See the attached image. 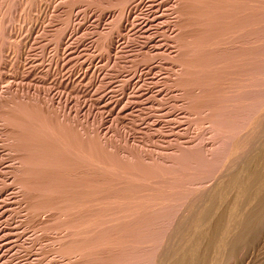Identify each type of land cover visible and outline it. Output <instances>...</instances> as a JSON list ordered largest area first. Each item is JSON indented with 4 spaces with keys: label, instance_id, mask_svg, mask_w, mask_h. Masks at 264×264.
Masks as SVG:
<instances>
[{
    "label": "rangeland",
    "instance_id": "obj_1",
    "mask_svg": "<svg viewBox=\"0 0 264 264\" xmlns=\"http://www.w3.org/2000/svg\"><path fill=\"white\" fill-rule=\"evenodd\" d=\"M0 29V264L170 256L200 196L264 148V0H0ZM263 230L229 263L264 264Z\"/></svg>",
    "mask_w": 264,
    "mask_h": 264
},
{
    "label": "bare ground",
    "instance_id": "obj_2",
    "mask_svg": "<svg viewBox=\"0 0 264 264\" xmlns=\"http://www.w3.org/2000/svg\"><path fill=\"white\" fill-rule=\"evenodd\" d=\"M234 1V0H233ZM245 1V0H244ZM242 3V2H241ZM244 3H246V2H244ZM243 3V4H244ZM259 2L257 1V4H258ZM234 4V3H233ZM237 4V3H236ZM240 4V3H239ZM244 5H246V4H244ZM239 6V5H238ZM258 6H259V4H258ZM257 6V7H258ZM256 7V6H255ZM239 8V7H238ZM241 8V7H240ZM239 8V9H240ZM246 8H248V7H246ZM243 9V8H242ZM35 10V9H34ZM236 10V9H235ZM249 10V9H248ZM247 10V11H248ZM254 10H257L256 8H254ZM260 10H262V9H260ZM260 10H258V12H260ZM31 11V10H30ZM238 11V10H237ZM241 11V10H240ZM239 11V12H240ZM243 11V10H242ZM245 11H246V9H245ZM249 12V11H248ZM248 12H247V14H248ZM232 13V12H231ZM230 14V13H229ZM237 14V13H236ZM255 14H257V13H255ZM254 14V15H255ZM231 15V14H230ZM233 15V14H232ZM243 16V15H242ZM246 16V15H245ZM251 16V15H250ZM253 16V15H252ZM261 17V16H260ZM231 18V17H230ZM246 18H248V16L246 17ZM256 18H257V16H256ZM253 19H254V17H253ZM257 19H259V18H257ZM242 20H244V19H242L241 18V21ZM260 20V19H259ZM237 21V20H236ZM261 21V20H260ZM259 21V22H260ZM233 23H234V19H233ZM178 24V23H177ZM230 24H231V22H230ZM237 24V23H236ZM245 24H246V22H245ZM242 25V24H241ZM240 25V26H241ZM259 25H260V23H259ZM259 25H258V27H259ZM239 26V27H240ZM255 26H257V25H255ZM254 26V27H255ZM229 27V26H228ZM247 27V26H246ZM230 28V27H229ZM256 28V27H255ZM217 29V28H216ZM233 29V28H232ZM242 29H243V27H242ZM1 30V29H0ZM231 30V29H230ZM235 30V29H234ZM244 30V29H243ZM233 31V30H232ZM239 31V30H238ZM219 32V31H218ZM235 32V31H234ZM221 33H222V31H221ZM239 33V32H238ZM242 33V32H241ZM216 34V33H215ZM223 34V33H222ZM221 34V35H222ZM3 35V34H2ZM232 35V34H231ZM184 36V35H183ZM182 36V37H183ZM227 36V35H226ZM230 36V35H229ZM238 36V35H237ZM254 36V35H253ZM218 37V36H217ZM252 37V36H251ZM231 38V37H230ZM229 38V39H230ZM240 38V37H239ZM1 39V38H0ZM234 39V38H233ZM247 39V38H246ZM258 39V38H257ZM257 39H256V41H257ZM219 40V39H218ZM232 40V39H231ZM187 41V40H186ZM199 41H200V39H199ZM226 41H229V40H226ZM246 41V40H245ZM252 41V40H251ZM202 42V41H201ZM200 42V43H201ZM258 42H259V40H258ZM188 43V42H187ZM223 43V42H222ZM239 44H241V43H239ZM259 44V43H258ZM258 44H257V46H258ZM230 45V44H229ZM261 45V44H260ZM110 46H112V45H110ZM187 46V45H186ZM256 46V45H255ZM187 47H189V46H187ZM252 47H254V46H252ZM239 48V47H238ZM206 49V48H205ZM207 50V49H206ZM205 51V50H204ZM233 51H234V49H233ZM241 51V50H240ZM236 52V51H235ZM238 52V51H237ZM189 53V52H188ZM207 53V52H206ZM226 54H228V53H226ZM179 56H180V54H178ZM231 55V54H230ZM235 55V54H234ZM239 55V54H238ZM190 56V55H189ZM243 58V57H242ZM176 59V58H175ZM186 59V58H185ZM190 59V58H189ZM191 60H193V59H191ZM190 60V61H191ZM238 61H239V59H238ZM241 62H242V60H241ZM188 63H189V61H188ZM191 64V63H190ZM194 64V63H193ZM241 64V63H240ZM181 66V65H180ZM183 66V65H182ZM247 66V65H246ZM181 68V67H180ZM245 69V68H244ZM247 69V68H246ZM188 70V69H187ZM255 70H256V68H255ZM185 71V70H184ZM191 71H192V69H191ZM260 71V70H259ZM243 72V71H242ZM251 72V71H250ZM249 72V73H250ZM220 73H221V71H220ZM253 73V72H252ZM251 73V74H252ZM180 79V78H179ZM258 79V78H257ZM260 79V78H259ZM262 79V78H261ZM216 80V79H215ZM254 80V79H253ZM212 81H214V80H212ZM243 81H244V79H243ZM261 81V80H260ZM177 82V81H176ZM185 82V81H184ZM214 82H216V81H214ZM245 82V81H244ZM251 82V81H250ZM255 82V81H254ZM259 82V81H258ZM178 84V83H177ZM261 84V83H260ZM185 86V85H184ZM249 86V85H248ZM176 87V86H175ZM173 88V87H172ZM192 88V87H191ZM199 88V87H198ZM249 88V87H248ZM264 88V87H263ZM171 89V88H170ZM183 89V88H182ZM256 89V88H255ZM248 91H250V90H248ZM261 91V90H260ZM259 91V92H260ZM203 92V91H202ZM256 92V91H255ZM263 93V92H262ZM215 94V93H214ZM244 94H245V91H244ZM257 94H259V93H257ZM261 94V93H260ZM184 96V95H183ZM191 96H193V95H191ZM217 96V95H216ZM264 96V95H263ZM228 97V96H227ZM262 97V96H261ZM260 97V98H261ZM193 99H195V98H193ZM253 99V98H252ZM210 100V99H209ZM212 100V99H211ZM220 101V100H219ZM245 101V100H244ZM247 101H250V100H247ZM259 101V100H258ZM257 101V102H258ZM193 102V101H192ZM225 102V101H224ZM256 102V101H255ZM256 102V103H257ZM259 103V102H258ZM263 103H264V101H263ZM262 103V99H261V104H263ZM190 104V103H189ZM260 104V103H259ZM258 104V105H259ZM260 104V105H261ZM186 105V104H185ZM192 105V104H191ZM194 105V104H193ZM220 105V104H219ZM246 105V104H245ZM256 105V104H255ZM259 105V106H260ZM178 106V105H177ZM226 106V105H225ZM258 106V107H259ZM263 106V105H262ZM229 107V106H228ZM252 107H254L253 105H252ZM251 108V107H250ZM255 108H257V107H255ZM263 108V107H262ZM172 109V108H171ZM191 109V108H190ZM233 111V110H232ZM253 111V110H252ZM261 111V110H260ZM192 112H194V111H192ZM247 112V111H246ZM248 112H250V113H252L250 110L248 111ZM176 113V112H175ZM245 113V112H244ZM254 113H256L255 111H254ZM262 113V112H261ZM264 113V112H263ZM262 113V114H263ZM203 114V113H202ZM249 114V113H248ZM181 115V114H180ZM207 115V114H206ZM245 115V114H244ZM251 115H253V114H251ZM159 116V115H158ZM162 116V115H161ZM182 116V115H181ZM180 116V117H181ZM219 116V115H218ZM248 116V115H247ZM264 116V115H263ZM171 117V116H170ZM219 117H221V116H219ZM238 117V116H237ZM249 117V116H248ZM247 117V118H248ZM254 117V116H253ZM261 117V116H260ZM165 118V117H164ZM190 119V118H189ZM240 119V118H239ZM249 119V118H248ZM247 119V120H248ZM183 120V119H182ZM194 120V119H193ZM206 120V119H205ZM253 120V119H252ZM257 120V119H256ZM171 122V121H170ZM179 122V121H178ZM184 122V121H183ZM191 122V121H190ZM210 122V121H209ZM248 122V121H247ZM246 122V123H247ZM264 122V121H263ZM235 124V123H234ZM241 124V123H240ZM243 124H245V123H243ZM191 125V124H190ZM207 125V124H206ZM205 125V126H206ZM211 125V124H210ZM204 126V125H203ZM237 126V125H236ZM239 126V125H238ZM150 127V126H149ZM155 127V126H154ZM160 127V126H159ZM209 127V126H208ZM240 127V126H239ZM243 127H245L244 125L242 126V128ZM207 128V127H206ZM205 128V129H206ZM236 128V127H235ZM238 128V127H237ZM156 129V128H155ZM189 129V128H188ZM243 129H245V128H243ZM159 130V129H158ZM210 130V129H209ZM212 130V129H211ZM240 130V129H239ZM255 130V129H254ZM207 131H208V129H207ZM233 131L234 130H232V132H231V134L233 133ZM235 131H236V129H235ZM247 131H249V130H247ZM174 132V131H173ZM229 132V133H230ZM238 132H240V131H238ZM246 132V131H245ZM255 132V131H254ZM241 133V132H240ZM244 133V132H243ZM256 133V132H255ZM201 135V134H200ZM203 135V134H202ZM234 135H236V133H234ZM241 135H243V134H241ZM245 135V134H244ZM250 135V134H249ZM186 136V135H185ZM232 138H233V135H230ZM195 137V136H194ZM193 137V138H194ZM206 137V136H205ZM239 137V136H238ZM243 137V136H242ZM245 137H247V136H245ZM252 136H250V138H251ZM204 138V137H203ZM231 138V139H232ZM235 138V137H234ZM241 138V137H240ZM250 138H248L249 140H250ZM201 139V138H200ZM200 139H198V140H200ZM228 139V138H227ZM244 139V138H243ZM252 139V138H251ZM207 140V139H206ZM221 140V139H220ZM224 140V139H223ZM222 140V141H223ZM239 140V139H238ZM200 141H202V140H200ZM232 141V140H231ZM242 141V140H241ZM248 141V140H247ZM173 142V141H172ZM177 142V141H176ZM204 142V141H203ZM224 142V141H223ZM225 142H227V141H225ZM252 142V141H251ZM174 143V142H173ZM242 143V142H241ZM253 143V142H252ZM260 143H261V141H260ZM80 144V143H79ZM195 144V143H194ZM199 144V143H198ZM223 144V143H222ZM224 144H226L227 145V143H224ZM228 144H229V142H228ZM231 144V143H230ZM244 144H246V143H244ZM179 145V144H178ZM193 145V144H192ZM204 145V144H203ZM237 145V144H236ZM240 145H242V144H240ZM253 145V144H252ZM251 145V146H252ZM18 146V145H17ZM180 146V145H179ZM182 146V145H181ZM186 146V145H185ZM229 146V145H228ZM183 147V146H182ZM188 147H189V145H188ZM253 147V146H252ZM263 147V146H262ZM179 148V147H178ZM221 148H223V147H221ZM228 149V147H226L225 146V149ZM240 148V147H239ZM260 148V147H259ZM258 148V149H259ZM13 149H14V147H13ZM247 149V148H246ZM253 149H254V147H253ZM263 149V150H262ZM260 151H261V153L260 154H258V152H259V150L257 151V156H254L253 154L254 153H252V155L250 156V157H248L247 158V160H243L242 161V163L240 162V160H239V162L242 164L241 166H240V164L238 165L239 166V168L234 172L233 171V174H231L230 173V177H229V179H227V176L225 177L226 178V180L224 179V183H217V185H214V187H212V188H210V189H206L207 190V193H206V191H205V193L206 194H204V195H202V196H200V199H201V203L200 202H198L197 201V203H199V205H196V206H198V209H197V207H196V209H197V211H196V209H195V211L193 212V214L192 213H190V214H192V215H190V216H188V215H186V216H188V218L185 220V223H184V226L183 227H181V232H182V234L181 233H179V234H181V236H180V248L177 250H175L174 251V249L172 250L171 248H172V246L170 247V249L172 250V254H171V250H169L170 252H169V254H170V256H167V254L168 253H166L167 251H168V249H167V251L165 252L166 253V256L165 255H161L160 253V255H158L157 253V249L159 248V246L161 245V243H158L160 240H162L163 238H159V241L158 240H156V242H154V244L156 243H158V244H160L159 246H156L155 245V247H158V248H156V251L154 250V248L152 249V250H154L155 251V254H157L158 256L156 257V255H155V257L153 256V255H151L152 256V258L154 257V260L152 259V262H153V264H214L215 262H216V264H223V263H225V262H228L229 263V260L232 258V257H235V255L240 251V249H242V247H246V245H248L249 243H251L252 241H253V238H255V237H257V235L254 237V235L256 234V233H258L257 231H258V229H260V226L261 227H263V225H264V148H262ZM81 150V149H80ZM79 150V151H80ZM221 150V149H220ZM224 150V149H223ZM77 151V150H76ZM182 151V150H181ZM187 151V150H186ZM189 151V150H188ZM225 151V150H224ZM253 151V150H252ZM187 153V152H186ZM239 153V152H238ZM256 154V153H255ZM79 155V154H78ZM192 154H190V156H191ZM259 155V156H258ZM107 156V155H106ZM169 156V155H168ZM193 156V155H192ZM195 156V155H194ZM79 157V156H78ZM165 157H167V156H165ZM170 157V156H169ZM198 157V156H197ZM222 157V156H221ZM224 157V156H223ZM80 158V157H79ZM83 158V157H82ZM205 158V157H204ZM246 157H244V159H245ZM188 159V158H187ZM212 159H214V158H212ZM224 159H225V157H224ZM223 159V160H224ZM235 159V158H234ZM189 160V159H188ZM197 160V159H196ZM207 160V159H206ZM205 160V161H206ZM211 160V159H210ZM220 160H222V159H220ZM75 161V160H74ZM218 161H219V159H218ZM227 161V160H226ZM225 161V162H226ZM85 162V161H84ZM191 162V161H190ZM193 162V161H192ZM209 162V161H208ZM211 162V161H210ZM213 162V161H212ZM221 162V161H220ZM224 162V161H223ZM237 162V161H236ZM235 162V163H236ZM197 163V162H196ZM217 163V162H216ZM79 164V163H78ZM209 164V163H208ZM212 164V163H211ZM214 164H215V160H214ZM214 164H212L213 166H214ZM55 165V164H54ZM199 165V164H198ZM205 165V164H204ZM223 165V164H222ZM232 165V164H231ZM28 166H29V164H28ZM69 166V165H68ZM111 166V165H110ZM178 166V165H177ZM212 166V167H213ZM70 167V166H69ZM204 167H206V166H204ZM208 167V166H207ZM218 168V166H216L215 165V167L214 168ZM232 167V166H231ZM26 168V167H25ZM24 168V169H25ZM106 168V167H105ZM104 168V169H105ZM183 168V167H182ZM214 168H211V171H212V169H214ZM118 169V168H117ZM229 169V168H228ZM73 170V169H72ZM111 170V169H110ZM115 170V169H114ZM113 170V171H114ZM209 170H210V168H209ZM222 170V169H221ZM117 171V170H116ZM203 171V170H202ZM227 171V170H226ZM80 172V171H79ZM109 172V171H108ZM117 172H120L119 170L117 171ZM131 173V172H130ZM129 173V174H130ZM183 173V172H182ZM191 173V172H190ZM205 173V172H204ZM203 173V174H204ZM211 173V172H210ZM214 173V171L212 172V174ZM28 174V173H27ZM114 174V173H113ZM127 174V173H126ZM128 174V175H129ZM185 174V173H184ZM193 174V173H192ZM200 174H202V173H200ZM206 174V173H205ZM222 174H224V173H222ZM229 174V173H228ZM105 175H107V174H105ZM125 176V175H124ZM123 176V177H124ZM133 176V175H132ZM138 176H140V175H138ZM199 176V175H198ZM197 176V177H198ZM213 176H214V174H213ZM217 176V175H216ZM225 176V175H224ZM223 176V177H224ZM21 177H22V175H21ZM114 178H115V175L113 176ZM127 177V176H126ZM195 177V176H194ZM222 177V176H221ZM132 178V177H131ZM171 178H174V177H171ZM106 179V178H105ZM109 179V178H108ZM190 179H191V177H190ZM196 179H198V178H196ZM115 180V179H114ZM170 180V179H169ZM195 180V179H194ZM194 180L192 181V183L194 182ZM201 180V179H200ZM199 180V181H200ZM190 181V180H189ZM198 181V182H199ZM204 181V180H203ZM202 181V182H203ZM103 182H105V181H103ZM106 182H108V181H106ZM116 182H117V180H116ZM167 182V181H166ZM169 182V181H168ZM191 182V181H190ZM201 182V181H200ZM210 182V181H209ZM213 182V181H212ZM109 183H110V181H109ZM122 183V182H121ZM123 184V183H122ZM126 184H128V183H126ZM130 184V183H129ZM133 184V183H132ZM175 184V183H174ZM212 184V183H211ZM146 185H149L148 183L146 184ZM172 185V184H171ZM188 185V184H187ZM186 185V186H187ZM200 185V184H199ZM202 186L204 185V184H201ZM102 186V185H101ZM186 186H184L185 188H186V191H187V188H188V191H189V187H186ZM104 187V186H103ZM145 187V186H144ZM183 187V188H184ZM190 187H192V185L190 186ZM108 188V187H107ZM137 188V187H136ZM165 188V187H164ZM185 188H184V190H185ZM199 188V187H198ZM200 188H201V186H200ZM208 188V187H207ZM102 189V188H101ZM110 189V188H109ZM126 189V188H125ZM147 189V188H146ZM177 189V188H176ZM161 190V189H160ZM191 190H192V188H191ZM194 190V189H193ZM193 190H192V192L190 193L191 195H192V193H193ZM99 191V190H98ZM128 191V190H127ZM169 191V190H168ZM167 190H166V192H168ZM203 191H204V188H203ZM202 191V192H203ZM108 192V191H107ZM106 192V193H107ZM131 192V191H130ZM170 192V191H169ZM182 192V191H181ZM82 193V192H81ZM113 194V193H112ZM146 194H148V193H146ZM164 194V193H163ZM167 194V193H166ZM171 194V193H170ZM179 194V193H178ZM186 194H188L187 192H186ZM189 194V195H190ZM194 194V193H193ZM111 195V194H110ZM129 195V194H128ZM131 195V194H130ZM168 195V194H167ZM173 195V194H172ZM34 196V195H33ZM154 196V195H153ZM169 196V195H168ZM38 197V196H37ZM50 197V196H49ZM80 197V196H79ZM133 197V196H132ZM150 197V196H149ZM148 197V198H149ZM170 197V196H169ZM177 197H178V195H177ZM193 197H194V195H193ZM195 197H197V195H195ZM134 198V197H133ZM175 198V197H174ZM80 199V198H79ZM93 199H96V198H93ZM125 199V198H124ZM129 199H131V198H129ZM163 199H165L164 197H163ZM167 199V198H166ZM185 199V198H184ZM196 199V198H195ZM197 199H198V197H197ZM87 200V199H86ZM102 200V199H101ZM112 200V199H111ZM139 200V199H138ZM159 200V199H158ZM171 200V199H170ZM176 200H178V199H176ZM180 200V199H179ZM188 200V199H187ZM38 201V200H37ZM42 201V200H41ZM81 201H83V200H81ZM105 201V200H104ZM131 201V200H130ZM149 201V200H148ZM173 201V200H172ZM175 201V200H174ZM173 201V202H174ZM180 201H182V200H180ZM186 201V200H185ZM190 201V200H189ZM123 202V201H122ZM137 202V201H136ZM140 202V201H139ZM165 202V201H164ZM169 202V201H168ZM179 202V201H178ZM196 202V201H195ZM72 203V202H71ZM103 203V202H102ZM107 203V202H106ZM163 203V202H162ZM166 203V202H165ZM164 203V204H165ZM177 203V202H176ZM186 203V202H185ZM42 204V203H41ZM46 204V203H45ZM156 204V203H155ZM161 204V203H160ZM159 204V205H160ZM168 204V203H167ZM178 204V203H177ZM195 204V203H194ZM111 205V204H110ZM110 205H109V207H110ZM142 205V204H141ZM140 205V206H141ZM176 205V204H175ZM169 206V205H168ZM168 206H166V207H168ZM119 207V206H118ZM132 208L133 207H135V206H131ZM161 207V206H160ZM175 207V206H174ZM189 207V206H188ZM43 208V207H42ZM47 208H49V207H47ZM78 208V207H77ZM121 208V207H120ZM138 208V207H137ZM142 208V207H141ZM153 208V207H152ZM163 208V207H162ZM104 209V208H103ZM110 209V208H109ZM116 209V208H115ZM119 209V208H118ZM122 209V208H121ZM156 209V208H155ZM53 210V209H52ZM106 210H108V208L106 209ZM112 210V209H111ZM134 210V209H133ZM136 210V209H135ZM152 210V209H151ZM169 210V209H168ZM186 210H188L187 208H186ZM114 211V210H113ZM142 211V210H141ZM150 211V210H149ZM185 211V210H184ZM191 211V210H190ZM190 211H188V212H190ZM156 212H158V211H156ZM103 213V212H102ZM107 213V212H106ZM111 213V212H110ZM135 213V212H134ZM142 213H143V211H142ZM160 213V212H159ZM187 213V212H186ZM160 214H162V213H160ZM176 214V213H175ZM114 215V214H113ZM134 215V214H133ZM136 215V214H135ZM140 215V214H139ZM157 215H159V214H157ZM165 215V214H164ZM115 216V215H114ZM185 216V217H186ZM104 217V216H103ZM151 217V216H150ZM169 217V216H168ZM177 217V216H176ZM115 219H117V220H115V222L117 221L118 222V217L116 216V217H114ZM130 218V217H129ZM135 218V217H134ZM157 218V217H156ZM166 218V217H165ZM173 218V217H172ZM131 219H132V217H131ZM138 219V218H137ZM151 219V218H150ZM148 220L149 222H147V221H145V222H147V223H149L148 225H152V223H153V221L152 222H150L151 220ZM158 219H159V217H158ZM160 219H161V216H160ZM159 219V220H160ZM139 220V219H138ZM162 220V219H161ZM168 220V219H167ZM107 220H105V222L103 223V224H105V223H107L106 222ZM112 221V220H111ZM178 221V220H177ZM132 222H134V221H132ZM144 222V221H143ZM155 222V221H154ZM162 222V221H161ZM139 223H140V221H139ZM146 223V224H147ZM167 223V222H166ZM143 224H145V223H143ZM163 224H165L164 223V221H163ZM180 224V222H178V226H180L179 225ZM182 224V223H181ZM117 225V224H116ZM115 225V226H116ZM141 225V224H140ZM154 225H156V223L154 224ZM162 225V224H161ZM167 225V224H166ZM172 225V224H171ZM75 226V225H74ZM111 226V225H110ZM112 226L113 227H115L114 225H113V222H112ZM118 226V225H117ZM164 225H162V227H163ZM182 226V225H181ZM106 227V226H105ZM157 227V225L155 226V228ZM159 227H161V226H159ZM102 228V227H101ZM119 228V227H118ZM151 228H153V227H151ZM149 229V227H147V229H149V230H152V229ZM155 228L153 229L154 231H155ZM158 228V227H157ZM156 228V230H158ZM167 228H171L170 226H168ZM179 228V227H178ZM108 228H106L105 230H107ZM115 229V228H114ZM163 229H165V227H163ZM162 228H161V230L160 231H162L163 230ZM103 230V229H102ZM152 230V231H153ZM168 230H170V229H167L166 231H168ZM171 230H172V228H171ZM178 230V229H177ZM179 230V231H180ZM134 231V230H133ZM136 232L135 233H138L137 231H138V228H137V230H135ZM148 231V230H147ZM152 231H150L151 233H152ZM160 231H158V234H156L157 236H164L163 234L161 235L159 232ZM264 231V230H263ZM80 232V231H79ZM115 232H117V231H115ZM128 233H129V231H127ZM150 232H149V234H150ZM157 232V231H156ZM261 232V231H260ZM102 233V232H101ZM131 233V232H130ZM135 233H132V236H133V234L134 235H136ZM163 233H164V231H163ZM263 233V232H262ZM261 233V234H262ZM103 234V233H102ZM124 234V233H123ZM153 234V233H152ZM105 235H106V233H105ZM104 234H103V236H105ZM113 235V234H112ZM129 235V234H128ZM137 235H139V234H137ZM136 235V236H137ZM148 235V234H147ZM151 235V234H150ZM171 235V234H170ZM173 235V234H172ZM171 235V236H172ZM260 235V234H259ZM114 236V235H113ZM130 236L131 238H130V240H133L132 238L133 237H136V236ZM149 236V235H148ZM153 236V235H152ZM155 236V235H154ZM169 236V235H168ZM118 237L120 238V236L118 235ZM128 237V238H127ZM126 237V242H125V239L123 240H121L120 239V243H123V241L125 242V245H126V243L127 242H129V243H127L128 245L130 244V240H129V236H127ZM114 238V237H113ZM122 238V237H121ZM137 238V237H136ZM154 238V237H153ZM167 238V237H166ZM259 238H260V236H259ZM107 239H109V238H106V240ZM140 239V238H139ZM139 239H138V241L137 242H139ZM155 239V238H154ZM171 239H172V237H171ZM261 239V238H260ZM264 239V238H263ZM79 240V239H78ZM87 240V239H86ZM111 240V239H110ZM113 241H111V242H107V241H109V240H107L106 242V244L105 245H107L108 243L110 244H113L112 242H114V239H112ZM129 240V241H128ZM149 240L151 241V240H153L152 239V237L151 238H149ZM148 240V241H149ZM173 240H174V238H173ZM255 240H257V238L256 239H254V241ZM118 241V240H117ZM116 240H115V242H114V244L116 245L118 242H117ZM148 241H146V242H148ZM150 241H149V243H150ZM155 241V240H154ZM158 241V242H157ZM253 241V242H254ZM259 241H261V240H259ZM259 241H258V243H259ZM86 242V241H85ZM136 242V243H137ZM145 242V241H144ZM169 242V241H168ZM174 242V241H173ZM252 242V243H253ZM141 243V240H140V242H139V244ZM152 243V242H151ZM163 243H165V241L163 242ZM175 243H176V241H175ZM179 243V242H178ZM251 243V244H252ZM255 243V242H254ZM108 244V245H109ZM110 244V245H111ZM131 244L133 245H135V241L132 243L131 242ZM146 244V243H145ZM145 244L143 245V243H142V245L143 246H145ZM157 244V245H158ZM169 244H170V242H169ZM174 244V243H173ZM255 244H257V243H255ZM254 244V245H255ZM263 244V243H262ZM82 245V244H81ZM84 245V244H83ZM105 245H103L104 246V248L105 247H110L111 248V246L113 247L114 245H111V246H105ZM123 245H124V243H123ZM122 245V246H123ZM124 245V246H125ZM127 245V246H128ZM132 245H130L129 246V248L132 246ZM133 245V246H134ZM147 245V244H146ZM152 245V244H151ZM254 245H252V248L254 247ZM102 246V245H101ZM102 246V247H103ZM120 246H121V244H120ZM123 246V247H124ZM126 246V248L128 249V247ZM136 246H137V244H136ZM136 246H134V248H130V249H135V247ZM142 246V248L143 249H145L144 247ZM149 247H150V245H148ZM153 246V245H152ZM164 246V245H163ZM173 246H175V245H173ZM249 246V245H248ZM247 246V247H248ZM264 246V245H263ZM117 247V246H116ZM115 247V248H116ZM167 247V246H166ZM165 247V248H166ZM178 247V246H177ZM247 247H246V249L245 250H247ZM262 247V246H261ZM81 248V247H80ZM103 248V249H104ZM110 248H108V249H110ZM151 248V247H150ZM175 248V247H174ZM263 248V247H262ZM103 249H101V250H103ZM107 249V248H106ZM113 249V250H112ZM112 249H110V250H112V251H114V248H112ZM130 249L128 250V251H130ZM141 248L139 247L138 248V250H140ZM250 249V248H249ZM80 250V249H79ZM90 250V249H89ZM116 250H118V249H116ZM152 250H150V251H152ZM87 251V250H86ZM105 251V253H107V251L106 250H104ZM121 252H122V249L120 250ZM127 251V250H126ZM125 252L124 253V255L125 254H127V256H130V258H131V254H129V252ZM135 250H132V253L134 252ZM145 251H147L146 249H145ZM148 251H149V249H148ZM149 251V253H151ZM164 251V250H163ZM174 251V252H173ZM110 252V251H109ZM115 252V251H114ZM120 252V253H121ZM137 252V251H136ZM143 252V251H142ZM157 252V253H156ZM245 252V251H244ZM253 252H254V250H253ZM104 253V252H103ZM105 253L103 254V255H105ZM117 253V252H116ZM120 253H117V254H120ZM123 253V252H122ZM121 253V254H122ZM130 253H131V251H130ZM140 253V252H139ZM145 253V252H144ZM148 253V252H147ZM246 253H247V251H246ZM79 254H81V253H79ZM102 254V253H101ZM134 254H136V253H134ZM153 254V253H152ZM255 254V253H254ZM253 254V255H254ZM71 255V254H70ZM89 255V254H88ZM87 255V256H88ZM106 255H108V254H106ZM111 255H112V253H111ZM142 255H143V253H142ZM242 255V257H243V254H241ZM260 256H258V258L259 257H261V254H259ZM83 256V255H82ZM116 256V255H115ZM121 259V262H122V260H124L125 258H126V256H125V258H124V256H123V254H122V256H123V258L121 257V255H118ZM117 256V257H118ZM145 256V255H144ZM148 256H149V254H148ZM244 256H245V253H244ZM70 257V256H69ZM111 257V256H110ZM133 257V256H132ZM135 257V256H134ZM133 257V258H134ZM139 257V256H138ZM142 257V256H141ZM237 257V256H236ZM241 257V258H242ZM246 257V256H245ZM256 257V256H255ZM264 257V256H263ZM64 258V257H63ZM107 258V257H106ZM106 258H105V260L104 261H106ZM112 258H114V256L112 257ZM111 258V259H112ZM132 258V259H133ZM135 258H137V257H135ZM134 258V259H135ZM149 258H150V256H149ZM239 257H237V259H238ZM247 258V257H246ZM70 259V258H69ZM95 259V258H94ZM97 259V258H96ZM103 259H104V257H103ZM108 259H109V257L107 258V261H108ZM118 259V258H117ZM116 259V260H117ZM137 259H139V258H137ZM137 259H136V261H137ZM141 259H143V257L141 258ZM145 259V258H144ZM143 259V260H144ZM147 259H148V257H147ZM254 259H256V258H254ZM116 260L114 259L113 260V264H114V262H116ZM120 260H117V264H120ZM129 260V259H128ZM146 260V259H145ZM144 260V261H145ZM239 260V259H238ZM237 260V261H238ZM259 260H260V258H259ZM96 261V260H95ZM106 261V262H107ZM110 261H112V260H110ZM125 261H126V263H127V260L125 259ZM125 261H123V262H125ZM139 261V260H138ZM147 261V260H146ZM150 261H151V259L149 260V262H144L145 264H151L150 263ZM241 261V260H240ZM243 261V260H242ZM250 261V260H249ZM252 261V260H251ZM255 261V260H254ZM71 262V261H70ZM119 262V263H118ZM135 262V261H134ZM140 262V264L142 263L143 264V262L142 261H139ZM231 262V261H230ZM234 262V261H233ZM110 263V262H109ZM130 263V261L128 262V264ZM138 263V262H137ZM238 263V262H237ZM261 263V262H260ZM85 264V263H84ZM94 264V263H93ZM97 264V263H96ZM99 264V263H98ZM103 264V263H102ZM116 264V263H115ZM124 264V263H123ZM132 264H133V262H132ZM139 264V263H138ZM230 264V263H229ZM242 264V263H241Z\"/></svg>",
    "mask_w": 264,
    "mask_h": 264
}]
</instances>
